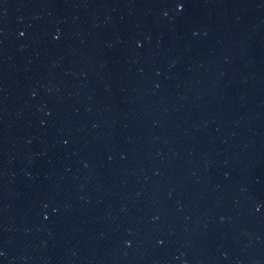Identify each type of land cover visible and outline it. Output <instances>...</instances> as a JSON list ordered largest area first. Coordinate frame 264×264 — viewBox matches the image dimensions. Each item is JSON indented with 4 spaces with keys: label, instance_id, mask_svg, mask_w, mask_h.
Masks as SVG:
<instances>
[{
    "label": "water",
    "instance_id": "obj_1",
    "mask_svg": "<svg viewBox=\"0 0 264 264\" xmlns=\"http://www.w3.org/2000/svg\"><path fill=\"white\" fill-rule=\"evenodd\" d=\"M0 264H264V0H0Z\"/></svg>",
    "mask_w": 264,
    "mask_h": 264
}]
</instances>
